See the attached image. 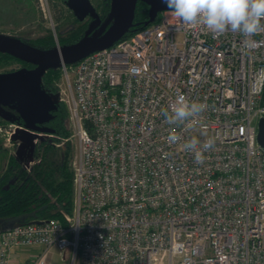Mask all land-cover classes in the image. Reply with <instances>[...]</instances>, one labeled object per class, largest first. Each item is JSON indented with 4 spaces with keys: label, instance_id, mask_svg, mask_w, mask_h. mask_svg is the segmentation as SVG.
<instances>
[{
    "label": "built area",
    "instance_id": "built-area-1",
    "mask_svg": "<svg viewBox=\"0 0 264 264\" xmlns=\"http://www.w3.org/2000/svg\"><path fill=\"white\" fill-rule=\"evenodd\" d=\"M159 14L60 67L77 140L73 214L0 232V264L31 247L69 250L71 264H264V32L245 44ZM181 97L206 108L169 124L163 111ZM193 137L198 148L215 138L202 163L183 148Z\"/></svg>",
    "mask_w": 264,
    "mask_h": 264
},
{
    "label": "water",
    "instance_id": "water-1",
    "mask_svg": "<svg viewBox=\"0 0 264 264\" xmlns=\"http://www.w3.org/2000/svg\"><path fill=\"white\" fill-rule=\"evenodd\" d=\"M139 0H110V11L103 20L90 0H68L80 21L87 15L93 20L76 42L43 49L35 47L10 35L0 33V52L32 64L34 67L20 68L13 72L0 73V104H14V108L25 121L24 129H16L13 138L21 141L19 148L27 146V139H43L42 133L51 132L48 127L38 126L52 118V111L60 102V95L49 93L43 86V77L50 69L62 64L72 65L90 54L113 46L133 26L135 10ZM150 6L149 19L145 25L154 22L159 13L172 10L161 0H141ZM258 142L264 147V118L258 123ZM35 145L32 141V146ZM22 218L0 222V232L21 224ZM3 222V221H2ZM40 222V221H35Z\"/></svg>",
    "mask_w": 264,
    "mask_h": 264
},
{
    "label": "trees",
    "instance_id": "trees-1",
    "mask_svg": "<svg viewBox=\"0 0 264 264\" xmlns=\"http://www.w3.org/2000/svg\"><path fill=\"white\" fill-rule=\"evenodd\" d=\"M102 18L110 11V2L105 3ZM150 6L139 0L135 10L133 26L121 39H126L145 27L149 19ZM160 14L157 16L159 19ZM84 35V30L67 38H61L60 45L71 44ZM26 42V40L24 39ZM120 41V40H119ZM35 47L49 49L56 46L52 37H41L27 41ZM0 61L19 62L18 59L0 53ZM61 70L50 69L43 77V86L51 94H58L57 83ZM47 122L51 132L38 139L31 159L11 155L6 170L0 175V218L21 216V222L31 223L48 219H58L68 224L67 215L74 210V171L72 159L74 144L69 125V111L64 102L57 103ZM7 149V147H5ZM28 154H26L27 156Z\"/></svg>",
    "mask_w": 264,
    "mask_h": 264
},
{
    "label": "rangeland",
    "instance_id": "rangeland-1",
    "mask_svg": "<svg viewBox=\"0 0 264 264\" xmlns=\"http://www.w3.org/2000/svg\"><path fill=\"white\" fill-rule=\"evenodd\" d=\"M92 2L98 7L102 6L101 0H92ZM85 24L74 16L62 0H0V33L16 38L32 40L52 37L56 44H60L61 38H67L78 31H83L86 27ZM19 67L18 63L10 62L7 64V62L0 61V73ZM11 116V112L0 105V119L13 121ZM4 123L6 124V122ZM254 124L257 125L258 122L255 121ZM69 125L73 129L71 121ZM6 128L10 129L9 127ZM71 139L74 144L75 156L77 154V140L72 136ZM0 142L7 147L4 149L3 146H0V175H2L9 156L17 153L13 144L7 142L6 136L0 134ZM18 218L20 219L21 216L0 218V222L4 224V221H8L10 222L8 224H11L14 219ZM43 251V247L17 249L14 257L15 264H36L39 258L45 254ZM44 261L45 264H71V254L67 250L64 258L63 254L56 256L50 250L47 252Z\"/></svg>",
    "mask_w": 264,
    "mask_h": 264
},
{
    "label": "clouds",
    "instance_id": "clouds-1",
    "mask_svg": "<svg viewBox=\"0 0 264 264\" xmlns=\"http://www.w3.org/2000/svg\"><path fill=\"white\" fill-rule=\"evenodd\" d=\"M167 8L172 9L183 24H202L213 34H223L228 31L239 32L244 35L245 44L248 38L264 32V0H161ZM205 104L189 102L183 97L179 98L169 110H164L169 124H178L195 117L203 112ZM180 139L173 131L168 140L175 143ZM200 142L195 138L183 144L184 150L193 153L194 160L202 163L204 151L212 149L215 138H209L198 148Z\"/></svg>",
    "mask_w": 264,
    "mask_h": 264
},
{
    "label": "flooded vegetation",
    "instance_id": "flooded-vegetation-1",
    "mask_svg": "<svg viewBox=\"0 0 264 264\" xmlns=\"http://www.w3.org/2000/svg\"><path fill=\"white\" fill-rule=\"evenodd\" d=\"M66 5H67V7H69V9L73 12V14H74V16L78 19V17L76 16V14H75V11H74V9L72 8V7H70L69 5H68V0H62ZM91 1V4L95 7V9H96V12L101 16V18H102V15H103V12H104V9H105V3H107L108 1L110 2V0H101L102 1V6H96V5H94L93 4V2H92V0H90ZM103 19V18H102ZM79 20V19H78ZM93 20V18L90 16V15H87L86 16V18L83 20V22H85L86 24V27H85V29H84V31L88 28V25L90 24V22ZM104 20V19H103ZM21 40H23L24 41V39H22L21 38ZM27 41H30V40H26V42ZM25 42V41H24ZM29 44V43H28ZM0 53H2V52H0ZM2 54H6V53H2ZM7 55H9V54H7ZM19 60V59H18ZM14 63H18L19 65H20V67L19 68H17V69H12V70H10V71H6V72H13V71H16V70H18V69H20V68H24V67H28V68H31V67H34L32 64H29V63H26V62H24V61H21V60H19V62H14ZM5 72V73H6ZM5 110H7V111H9V112H11V114H12V120L13 121H10V120H2V119H0V134H2L3 136H6V140H7V142H9V143H11V144H13V146H14V148H16V153L17 154H13V155H15L16 157H20V158H22V159H27V157H29L28 159H31V157H32V152L34 151L33 149L35 148V145H33L32 146V141H34V144H36V142H37V140L38 139H34V140H31V139H27V146L26 147H22L21 146V148H19L20 147V145H21V141H19V140H16V139H14L13 138V136H12V134L15 132V130L16 129H18V128H20V129H24L25 127H26V124H25V121L22 119V117L20 116V114L18 113V111H17V109L16 108H14V104L12 103L11 105L10 104H7V105H3V104H0ZM4 122H6V124L4 123ZM47 125V123H44V124H41V125H39L38 124V126H40V127H47L46 126ZM6 127H9L10 129H8V128H6ZM11 130V131H10ZM10 133V134H9ZM45 134H47V133H42V135H44L45 136ZM0 146L2 147L3 146V148L5 149V145H4V143H1L0 142ZM0 147V148H1ZM26 154H28L27 156H26ZM10 157H11V155L9 156V158H8V163H9V159H10ZM30 164H34L35 163V159H31L30 161ZM8 163H7V166H8ZM7 166H6V168H7ZM6 168H5V170H6ZM4 170V171H5ZM3 171V172H4Z\"/></svg>",
    "mask_w": 264,
    "mask_h": 264
},
{
    "label": "crops",
    "instance_id": "crops-1",
    "mask_svg": "<svg viewBox=\"0 0 264 264\" xmlns=\"http://www.w3.org/2000/svg\"><path fill=\"white\" fill-rule=\"evenodd\" d=\"M50 250H51L52 252H54V254H55L56 256H57V254H58L59 256L61 255V253H59V252H60L59 249L56 248V247H53V248L49 249L47 252H49ZM15 252H16V251H14V253H13V260H12V261L14 262V263L12 262L13 264H15V260H14V257L16 256ZM47 252H46V255H47ZM46 255H45V257H46Z\"/></svg>",
    "mask_w": 264,
    "mask_h": 264
}]
</instances>
